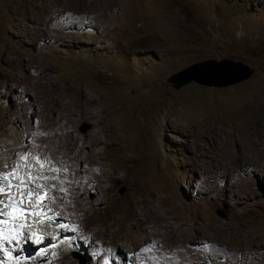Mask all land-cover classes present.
Segmentation results:
<instances>
[{"label": "rangeland", "instance_id": "obj_1", "mask_svg": "<svg viewBox=\"0 0 264 264\" xmlns=\"http://www.w3.org/2000/svg\"><path fill=\"white\" fill-rule=\"evenodd\" d=\"M209 59L242 62L254 73L224 89L167 83ZM6 124L14 151L28 159L10 155L0 128V173L15 166L29 188L40 182L51 189L36 211L68 206L54 183L28 179L30 171L50 176L57 129L96 136L107 147L101 145L99 171L89 159L71 160L83 167L78 218L60 215L61 226L37 234L41 216H0L9 220L4 227L23 223L36 232L0 244V264H135L130 253L148 245L132 240L142 232L133 227L135 208L148 216V239L160 245L154 264H264V0H0V127ZM132 142L143 145L135 151ZM121 158L124 167L141 164L147 178L134 209L131 198L140 193L133 183L141 175L125 172ZM103 172L118 179L105 180ZM11 191L0 200L20 201L21 189ZM171 196L185 212L165 201ZM21 207L31 210L26 198ZM108 215L121 219L119 251L107 242ZM38 238L49 244L38 246Z\"/></svg>", "mask_w": 264, "mask_h": 264}, {"label": "bare ground", "instance_id": "obj_2", "mask_svg": "<svg viewBox=\"0 0 264 264\" xmlns=\"http://www.w3.org/2000/svg\"><path fill=\"white\" fill-rule=\"evenodd\" d=\"M18 10V9H17ZM59 12V11H58ZM63 12V11H62ZM44 14V13H43ZM59 15V14H58ZM108 90V89H107ZM105 95V97L108 95V94H103V96ZM101 97V96H100ZM99 97V98H100ZM90 98V97H89ZM101 99V98H100ZM90 100V99H89ZM97 100V99H96ZM106 100V99H105ZM92 101V100H90ZM89 101V102H90ZM116 101V100H115ZM102 102V101H101ZM108 102V101H107ZM99 103V102H98ZM111 103V102H110ZM117 103V102H115ZM106 103H104L103 105H105ZM112 105V104H111ZM108 108V105H106ZM102 107V106H101ZM117 107V106H116ZM111 110V109H110ZM116 110V109H115ZM114 110V111H115ZM121 110V109H119ZM113 111V110H112ZM122 112V110H121ZM123 114V113H122ZM124 114H125V111H124ZM124 116V115H123ZM97 117V115L95 116ZM110 118V117H109ZM112 118V117H111ZM119 118H120V113H119ZM119 120V119H118ZM98 121V120H97ZM5 122V121H4ZM63 122V121H61ZM6 123H7V120H6ZM64 124V123H63ZM18 126V125H17ZM65 126V125H64ZM114 126V124H113ZM9 125L6 124L0 128H2V135L4 139L1 140V143L3 146L7 147L8 149H10V155H15L17 156V159H20V157L24 154H17L16 150L14 151V147L16 145H14L15 143L12 142V139H13V136H12V133L9 131ZM14 135V133H13ZM56 135V136H55ZM53 136V135H52ZM68 136H70L69 134V130L67 129V127L65 126V128L61 127L59 129L56 130V132L54 133V137H55V140L54 142L52 143V147L54 148V153L56 154V156H58L56 158V161H52L51 160V163L52 165H54L53 167L55 168H59L61 169V171L59 173H56V172H51L49 171L50 173V178L53 177V176H58L59 177V180H62L64 183H63V187L65 189H67V192L66 193H61L58 189L59 187L61 186L60 183H59V180L57 181H54L52 179H49V183H54L56 184V190L58 191V195L60 196V198L63 199L64 203L63 205L66 203V205L68 206H56L54 209V207H50L48 206L47 204H45L43 207V210H44V213L45 215H42L41 217L43 219H41L38 223L36 222L35 224H37V234H43L45 232H51L54 230L55 227H59L61 226V221L59 220V217L61 218H64L63 216H65L66 218H78L81 213H82V208L80 206V203H81V200H80V196H81V192L79 191V189H81V184H83L81 182V179L78 177L77 174H79L78 172H80L81 170H83V167H79V163L78 162H71L72 159H74L75 157L80 159L81 161L83 160H86V159H89V161L91 162V169L92 170H96V171H99L97 170V167H98V161L100 160V156H101V145L102 146H106L107 142H103V141H99V140H96V136L94 138H90L89 140H86L85 138H76L73 134L72 136L69 137L68 139ZM137 136V135H136ZM2 137V136H1ZM0 137V138H1ZM138 137V136H137ZM99 139V138H98ZM20 141V140H19ZM117 140H114L113 141V144H117L115 143ZM15 142V141H14ZM18 142V141H17ZM21 142V141H20ZM26 142V141H25ZM48 142V141H47ZM129 143V141H128ZM23 144V142H22ZM51 145V144H50ZM132 147L136 148L135 151H139V148L143 145V143L139 142L137 145L134 144L132 142ZM30 146V145H29ZM38 146V145H37ZM41 145H39L40 147ZM47 146V145H46ZM36 147V146H35ZM49 147V146H48ZM85 147H88V149H90L92 151V154H90L89 152L88 153H85L83 151V149ZM107 147V146H106ZM17 148V147H16ZM20 148H21V143H20ZM43 148V147H42ZM51 148V147H50ZM121 148V147H120ZM128 148V145L126 146V149ZM19 149V148H17ZM24 149V147H23ZM49 149V148H48ZM99 149V150H97ZM124 149V150H126ZM129 149V152L132 151V149L128 148ZM6 150V149H5ZM52 150V151H53ZM18 151V150H17ZM28 151V150H27ZM47 151V150H46ZM51 151H49L50 153ZM141 152V151H140ZM133 153V152H132ZM52 154V152L50 153ZM61 154V156H60ZM53 155V154H52ZM50 156V155H49ZM54 156V155H53ZM9 158V156H8ZM16 158V157H15ZM52 158V157H51ZM54 158V157H53ZM52 158V159H53ZM75 158V159H76ZM55 160V159H54ZM77 160V159H76ZM21 161V159L19 160ZM145 161V160H144ZM80 162V161H79ZM125 162L126 160H124L123 158H121V165L123 167V170H125V172H127L128 170H131L132 172V175H141V183L140 184H137V183H133L134 186H136V189L137 191L140 193V194H137L135 196H133L131 199L133 200L131 202V205H132V208L134 209L135 206H140L136 203V198L139 197L140 195L144 194L145 192L144 191H147V181L145 178L144 175H142V171H143V168L138 164V163H133V165L131 167H124L125 166ZM129 162V161H127ZM21 163V162H20ZM25 163V162H24ZM131 163V162H130ZM130 163H129V166H130ZM101 164V163H100ZM65 166L68 167V172H63V168H65ZM128 166V165H126ZM19 167H21V164H19ZM115 167V166H114ZM99 168V167H98ZM107 170V169H106ZM114 171V170H113ZM48 172V170H47ZM114 173V172H113ZM116 173V172H115ZM128 173V172H127ZM126 173V174H127ZM130 173V172H129ZM103 175V178L105 180H115L118 179V177H113L112 174H109L108 172H103L102 173ZM111 175V176H110ZM128 175V174H127ZM131 175V174H130ZM148 175V174H147ZM48 176V175H47ZM100 176V174L98 175ZM101 177V176H100ZM99 177V178H100ZM148 177V176H147ZM102 181V180H101ZM105 182V181H104ZM86 183V182H85ZM91 184V186H93V188L95 189L96 185L93 183L92 180H89L87 182V187H89V185ZM40 184V182H39ZM89 184V185H88ZM98 186V185H97ZM137 186H140V188H137ZM52 187V186H51ZM101 188V187H100ZM91 189V188H90ZM103 189V188H102ZM103 191V190H102ZM173 193V192H172ZM171 194V193H170ZM179 200V199H178ZM165 201H167L168 203L170 202L172 205H175L177 204V208H181L182 211L185 212V207H182L184 205H179V201L177 202V197L176 196H171V198L168 200L166 199ZM71 207V208H68V207ZM174 207V206H172ZM41 208V207H40ZM68 208V209H67ZM150 208V207H149ZM136 209V208H135ZM135 209L133 210L132 212V217H134L135 219V224L133 225L134 228H136L137 230L138 229H142V232H139L137 233L138 237L136 239H132L134 242L137 240V242L139 243H142V242H147L148 241V245L145 247V248H150L152 247L153 245L155 246L151 251H147V252H144L142 251L143 249L145 248H142V249H138L136 252L134 253H130L132 259L134 260L135 264H154L156 263L157 261V254L159 253L160 251V245L156 242V241H150V239H148V236H147V231H146V226H145V223L148 222V216L145 218V216L143 214H139V212H135ZM121 211H122V208H121ZM147 211V210H146ZM208 211V209H207ZM93 212V211H92ZM118 212V211H117ZM204 212V211H203ZM202 212V213H203ZM56 213H59V215H55ZM109 213V212H107ZM147 213V212H146ZM187 213V212H186ZM201 213V214H202ZM61 215V216H60ZM190 215V214H189ZM203 215V214H202ZM117 216V215H115ZM205 216V215H204ZM39 217V216H38ZM50 217V219H49ZM203 218V217H202ZM113 219V218H112ZM133 220V218H131ZM131 220V221H132ZM204 220V219H203ZM103 221L106 223V230H105V234H106V238H108V241L111 246H113V248L117 251L121 250L119 249V245L118 243L115 241V238H117L118 234L120 233L121 231V219H117V223H115L114 220H111L110 219V215H108L107 217H103ZM205 221V220H204ZM211 221V220H210ZM209 222V221H208ZM133 223V222H132ZM88 224V222H87ZM204 224V223H203ZM218 224V223H217ZM89 225V224H88ZM132 225V224H131ZM97 227V226H96ZM122 227H124L122 225ZM128 227V226H127ZM129 228V227H128ZM126 229V233L128 234L129 233V229ZM56 229V228H55ZM23 231L25 233H31V230L29 228H24ZM96 232V231H94ZM93 234H96L94 233ZM136 232V231H135ZM36 233V232H35ZM125 233V231H124ZM142 233V234H141ZM146 233V234H145ZM126 234V235H127ZM132 234V233H131ZM130 234V235H131ZM135 234V233H134ZM125 237V236H124ZM131 237V236H130ZM135 237V236H134ZM120 238H118L119 240ZM40 242L39 244L37 243L38 246H41V244L43 245H48L49 244V241H47L46 239L44 238H40ZM120 241V240H119ZM118 241V242H119ZM123 242V241H122ZM139 243V244H140ZM104 244V243H103ZM124 244V243H123ZM122 244V245H123ZM121 245V243H120ZM124 246V245H123ZM137 246V245H136ZM125 248V247H124ZM131 248V247H130ZM32 250V249H30ZM139 252H143L142 254L139 255ZM127 253V252H126ZM134 256V258H133ZM129 257V256H128ZM131 259V258H130Z\"/></svg>", "mask_w": 264, "mask_h": 264}, {"label": "snow or ice", "instance_id": "obj_3", "mask_svg": "<svg viewBox=\"0 0 264 264\" xmlns=\"http://www.w3.org/2000/svg\"><path fill=\"white\" fill-rule=\"evenodd\" d=\"M20 159L27 161L28 156L27 154L24 156H21ZM34 160L37 162V164L39 165V170L41 172H43L45 170V164L44 162L40 159L39 156L34 157ZM29 168H31L32 166L29 165ZM48 171L51 172H56L59 173L61 171V169L59 168H55V167H49L47 169ZM66 171V169L64 170ZM14 178L19 179V183L18 184H13L12 180ZM28 179L29 180H37V179H41V180H49L52 179L54 181L59 180L58 176H53V177H48V176H33L31 171L28 173ZM4 181H7V184H3ZM60 183V187H59V191L61 193H66L67 189H65L63 187V181L59 180ZM16 187L21 189V191L19 192V195L21 196V200L20 201H16L14 199H10V201L8 203H5L3 200H0V205H3L5 208H11V212H4L2 208H0V216H7L10 217L13 221H15L18 217L17 214H19L21 217L24 216V213L26 211H29V214L33 215V216H42L45 215L43 207L40 208L39 211H36L35 209L37 208L38 205H41L42 202L45 199L49 198V192L51 189L46 188L43 184H36L33 186V188H29L28 186V182L23 178V177H17L16 176V167H13V170L11 173H0V196L3 195H9L14 196L15 193H12V188ZM56 188V184L52 185V189ZM26 190V191H25ZM38 190V191H37ZM40 192H43V195H40ZM27 199L29 204L31 205V210L26 209L24 207H21V205L24 204V199ZM35 198V199H34ZM52 199L54 200L55 198L52 197ZM50 219V217H49ZM9 224V220L8 219H0V244H2L3 242L7 241L9 243H16L19 244L21 238H26L27 240H31V238L33 236H36V233L32 232V233H25L24 231H22V229L25 228V225L23 223L19 224L17 227H4L5 225ZM40 238L37 239V243H39ZM155 246L153 245L150 248H145L142 251L147 252V251H151ZM43 251V250H41ZM9 258H11L12 253L9 252L8 253ZM104 264H109L108 260L104 261Z\"/></svg>", "mask_w": 264, "mask_h": 264}, {"label": "water", "instance_id": "obj_4", "mask_svg": "<svg viewBox=\"0 0 264 264\" xmlns=\"http://www.w3.org/2000/svg\"><path fill=\"white\" fill-rule=\"evenodd\" d=\"M253 73L254 70L242 62L209 59L193 63L172 74L167 83L175 90H180L191 83L201 87L224 89L247 81ZM216 214L226 219L222 210H218Z\"/></svg>", "mask_w": 264, "mask_h": 264}]
</instances>
